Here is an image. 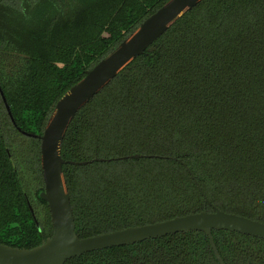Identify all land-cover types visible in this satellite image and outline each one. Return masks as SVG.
<instances>
[{
	"label": "trees",
	"instance_id": "obj_1",
	"mask_svg": "<svg viewBox=\"0 0 264 264\" xmlns=\"http://www.w3.org/2000/svg\"><path fill=\"white\" fill-rule=\"evenodd\" d=\"M169 0H0V242L53 234L42 134L58 101ZM9 106V109H8ZM24 137L36 209L12 150ZM143 154L151 157L125 156ZM80 237L220 209L264 221V0H203L82 106L62 145ZM196 175L208 203L185 165ZM40 212V213H39ZM226 264H264V238L213 230ZM64 264H220L203 231Z\"/></svg>",
	"mask_w": 264,
	"mask_h": 264
},
{
	"label": "water",
	"instance_id": "obj_2",
	"mask_svg": "<svg viewBox=\"0 0 264 264\" xmlns=\"http://www.w3.org/2000/svg\"><path fill=\"white\" fill-rule=\"evenodd\" d=\"M201 1L203 0L167 1L148 16L110 55L87 70L86 75L64 94L56 104L42 134L22 131L24 135L41 139V170L45 189L40 192V197L48 203L54 231L41 244L31 248L14 247L0 242V264H64L68 259L90 251L190 231L205 232L209 236L219 263L226 264L215 241L214 229L237 231L264 238V221L226 212L215 205V211L203 210L88 237H80L76 231L74 209L63 166L66 163L86 165L95 160L104 161L106 159L96 158L88 161L64 159L62 145L71 121L82 106L137 56L144 53L176 19L196 7ZM144 156L155 155L135 154L123 158ZM165 157L182 162L191 173L201 194L208 203H211L186 162L175 156Z\"/></svg>",
	"mask_w": 264,
	"mask_h": 264
},
{
	"label": "rangeland",
	"instance_id": "obj_3",
	"mask_svg": "<svg viewBox=\"0 0 264 264\" xmlns=\"http://www.w3.org/2000/svg\"><path fill=\"white\" fill-rule=\"evenodd\" d=\"M25 140L26 139L24 137L20 138L19 136L13 135L12 150L15 154V161L20 166L23 183L29 193L32 204L36 207V209L41 210L43 206L36 195L38 183L34 179L35 176L31 173L30 165L28 163V154L24 148L26 144Z\"/></svg>",
	"mask_w": 264,
	"mask_h": 264
}]
</instances>
